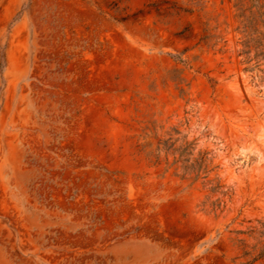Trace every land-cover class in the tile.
<instances>
[{
	"label": "rangeland",
	"instance_id": "obj_1",
	"mask_svg": "<svg viewBox=\"0 0 264 264\" xmlns=\"http://www.w3.org/2000/svg\"><path fill=\"white\" fill-rule=\"evenodd\" d=\"M262 251L264 0H0V264Z\"/></svg>",
	"mask_w": 264,
	"mask_h": 264
},
{
	"label": "trees",
	"instance_id": "obj_2",
	"mask_svg": "<svg viewBox=\"0 0 264 264\" xmlns=\"http://www.w3.org/2000/svg\"><path fill=\"white\" fill-rule=\"evenodd\" d=\"M264 255V251L261 252V254L259 255V257H262ZM258 258V257H256Z\"/></svg>",
	"mask_w": 264,
	"mask_h": 264
}]
</instances>
